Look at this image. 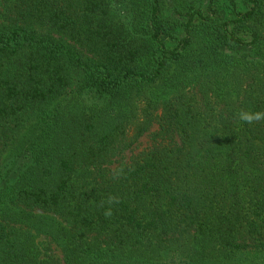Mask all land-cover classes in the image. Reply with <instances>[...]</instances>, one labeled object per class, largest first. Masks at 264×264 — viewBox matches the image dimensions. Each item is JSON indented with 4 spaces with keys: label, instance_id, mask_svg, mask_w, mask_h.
Here are the masks:
<instances>
[{
    "label": "trees",
    "instance_id": "obj_1",
    "mask_svg": "<svg viewBox=\"0 0 264 264\" xmlns=\"http://www.w3.org/2000/svg\"><path fill=\"white\" fill-rule=\"evenodd\" d=\"M240 109L264 112V0H0V264H59L37 235L63 264L264 259Z\"/></svg>",
    "mask_w": 264,
    "mask_h": 264
},
{
    "label": "rangeland",
    "instance_id": "obj_2",
    "mask_svg": "<svg viewBox=\"0 0 264 264\" xmlns=\"http://www.w3.org/2000/svg\"><path fill=\"white\" fill-rule=\"evenodd\" d=\"M224 15V13H223ZM199 52V45L193 46L188 52L187 55L193 58L195 54ZM192 88V87H191ZM199 90V86L196 88H192V91ZM229 90L233 92V94L237 93L236 85L233 84L230 86ZM209 95V92L203 93V96ZM157 126L155 125L152 129L155 130ZM151 137L149 135L143 136L141 140L135 145L132 151H128L126 154V159H129L131 155L141 152L142 150H146L151 145ZM39 212V211H37ZM35 246L37 249V254L40 260H47L50 257H53L57 260L59 264H63V249L57 243L50 240L49 237L45 235H37L35 240ZM225 264H264V259L259 256L256 252H243L240 253L234 259H229L225 262Z\"/></svg>",
    "mask_w": 264,
    "mask_h": 264
},
{
    "label": "clouds",
    "instance_id": "obj_3",
    "mask_svg": "<svg viewBox=\"0 0 264 264\" xmlns=\"http://www.w3.org/2000/svg\"><path fill=\"white\" fill-rule=\"evenodd\" d=\"M236 116H237L238 120H240V121L251 123L253 121H258V120L264 119V112L240 109L236 113ZM110 214H111V209H109L106 212V215H110Z\"/></svg>",
    "mask_w": 264,
    "mask_h": 264
}]
</instances>
